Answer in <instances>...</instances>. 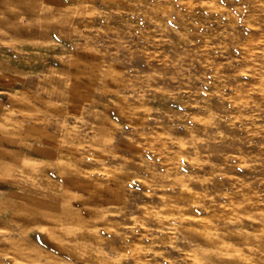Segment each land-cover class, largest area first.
Here are the masks:
<instances>
[{
  "label": "rangeland",
  "instance_id": "rangeland-1",
  "mask_svg": "<svg viewBox=\"0 0 264 264\" xmlns=\"http://www.w3.org/2000/svg\"><path fill=\"white\" fill-rule=\"evenodd\" d=\"M0 264H264V0H0Z\"/></svg>",
  "mask_w": 264,
  "mask_h": 264
}]
</instances>
